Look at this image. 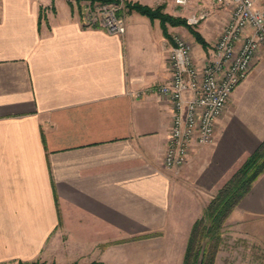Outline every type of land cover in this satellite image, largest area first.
<instances>
[{
	"label": "crops",
	"instance_id": "obj_1",
	"mask_svg": "<svg viewBox=\"0 0 264 264\" xmlns=\"http://www.w3.org/2000/svg\"><path fill=\"white\" fill-rule=\"evenodd\" d=\"M132 1L204 15L193 24L208 41L231 13L213 0ZM50 2L0 0V262L183 264L195 221L264 140V50L214 142L171 168L173 107L155 88L171 77L174 41L160 19L127 11L114 34ZM225 226L264 247V172Z\"/></svg>",
	"mask_w": 264,
	"mask_h": 264
},
{
	"label": "built area",
	"instance_id": "obj_2",
	"mask_svg": "<svg viewBox=\"0 0 264 264\" xmlns=\"http://www.w3.org/2000/svg\"><path fill=\"white\" fill-rule=\"evenodd\" d=\"M189 1L176 0L182 5ZM213 1L231 7L219 38L198 61L192 44L175 35L168 55L171 77L155 88L173 107L164 156L165 165L171 168L186 164L194 145L214 142L217 121L226 112L233 91L264 50V0ZM121 8V3H107L92 18L84 16L82 24L123 34L127 25L118 14ZM201 17L193 16L189 22L196 23Z\"/></svg>",
	"mask_w": 264,
	"mask_h": 264
},
{
	"label": "trees",
	"instance_id": "obj_3",
	"mask_svg": "<svg viewBox=\"0 0 264 264\" xmlns=\"http://www.w3.org/2000/svg\"><path fill=\"white\" fill-rule=\"evenodd\" d=\"M101 2L123 3L128 12L137 11L149 16L151 19H160L164 34L174 41L169 32L170 25L186 26L195 36L196 40L208 48V41L203 34L195 29L186 17L173 15L165 10V6L156 7L132 0H92ZM264 172V140L258 148L242 163L240 168L218 190L217 194L208 204L205 213L197 219L192 227L188 247L183 264H214L222 242V229L228 216L240 203L242 198L251 190L254 181ZM18 264H56L42 260L22 261ZM81 264V263H70ZM88 264H101L92 262Z\"/></svg>",
	"mask_w": 264,
	"mask_h": 264
},
{
	"label": "rangeland",
	"instance_id": "obj_4",
	"mask_svg": "<svg viewBox=\"0 0 264 264\" xmlns=\"http://www.w3.org/2000/svg\"><path fill=\"white\" fill-rule=\"evenodd\" d=\"M48 1H51L49 8L51 9L53 8L54 11H56L55 9L56 2L59 4L62 2H67L71 7L72 11L75 13V15L79 18L80 22H82L83 24L85 18L84 16H87L86 17L87 19L90 17L92 18L94 12H96L97 15L98 11H101L107 3H110V2H101V1H92V0H48ZM121 6L122 8L120 9V12L118 14H121L123 17H125L124 15L125 13H127V10L124 9L123 3H121ZM212 6H214V3L210 2L209 3L210 9ZM226 22L222 24L221 29H223ZM194 26L195 29L200 31L199 24H194ZM177 35L183 36L186 40H188L192 44L193 53L195 57H197L198 52L201 53L200 56L202 55L204 56L205 53L206 52L208 53V51L213 47V44L215 42V41L207 40L209 45L208 48H206L196 40L195 36L189 29L188 31H186V35L180 33ZM203 56L201 60L203 59ZM225 225L222 229V242L220 244V249L217 253L214 264H264V247L262 246V244L257 243L256 241L253 240L243 239L242 236H239V234H234V231L230 230ZM218 255H219V259H218ZM201 262L202 260H200L198 264H201ZM0 264H4V263L0 262Z\"/></svg>",
	"mask_w": 264,
	"mask_h": 264
}]
</instances>
